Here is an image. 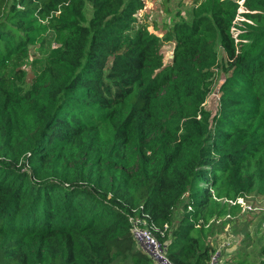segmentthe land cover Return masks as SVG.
I'll use <instances>...</instances> for the list:
<instances>
[{
	"label": "trees",
	"instance_id": "1",
	"mask_svg": "<svg viewBox=\"0 0 264 264\" xmlns=\"http://www.w3.org/2000/svg\"><path fill=\"white\" fill-rule=\"evenodd\" d=\"M194 2L159 36L143 0H0V264H159L131 233L140 206L170 263L207 264V211L264 190V0ZM241 240L223 264H264V244Z\"/></svg>",
	"mask_w": 264,
	"mask_h": 264
},
{
	"label": "rangeland",
	"instance_id": "2",
	"mask_svg": "<svg viewBox=\"0 0 264 264\" xmlns=\"http://www.w3.org/2000/svg\"><path fill=\"white\" fill-rule=\"evenodd\" d=\"M143 3L144 6L136 12V17L139 21H144L148 25L149 29H157L154 32L159 36L161 35V33L159 32V28L161 27V25H170L178 20H190L193 16V8L195 6L194 0H143ZM241 8L244 10L242 6ZM91 14V4L89 2H86L84 7V18L86 20L89 19ZM239 17L242 16L239 15ZM240 22V20L236 21L235 25H240ZM48 36L49 33L47 34V37ZM235 46L238 48L237 45ZM172 47L173 43L171 42H165L162 46L163 62L165 64L171 60ZM44 49H46V47H44ZM215 49L218 54L219 64L214 69L215 73L213 76L211 89L208 92L204 102V107L210 110V112L215 111L218 100L217 89L219 82L223 77V71L220 67V63L223 60L224 52L217 41L215 44ZM49 50H51L50 47ZM31 64V62L26 61L25 64L21 65V68L24 71V75L21 80L16 81V83L14 84L17 89L25 88L26 80L34 70V66ZM187 199L188 197L187 195H185L181 203H179L174 208L171 214V221H173L175 224L181 217L184 209L182 207V202L186 201ZM239 199L242 200H239V202H243V205H250L251 209L247 211L242 209L241 211H235V213H230L228 211L222 215H217L216 211H218L219 208L214 207L207 211L208 220L204 224L205 229L207 230L200 233L204 242H207L208 240L212 241L211 244L214 247L213 252H221L222 264L224 263V259L228 261L236 255H239L237 251L240 247V249H243V251H245L246 243L242 242V240L240 241L245 231L249 232L250 237L254 240L253 243H255L256 241L257 244H255L254 247L264 244V190L256 188L248 193H245L243 196H240ZM208 225L209 227L207 228ZM211 227H213L212 231H210ZM212 234H215L216 236L215 242L212 240ZM260 236L262 237L260 238ZM257 238H259L258 241H260V243L257 242ZM253 249L254 248L251 247L247 249V251H252ZM227 256L228 258H226ZM263 257L264 253L262 258ZM245 258L252 259L249 255V252L248 254H246ZM256 259L261 258L258 257Z\"/></svg>",
	"mask_w": 264,
	"mask_h": 264
},
{
	"label": "built area",
	"instance_id": "3",
	"mask_svg": "<svg viewBox=\"0 0 264 264\" xmlns=\"http://www.w3.org/2000/svg\"><path fill=\"white\" fill-rule=\"evenodd\" d=\"M242 0L239 1L241 3ZM243 11L240 7L238 8V12ZM242 16V15H241ZM247 20L243 16L236 17L233 20V25L231 26V33L234 36V43L239 47V43L241 40L236 37L237 33L240 30L237 28L236 21ZM243 42V41H242ZM238 51V48H236ZM239 198L236 199V202L240 203L243 207V210L251 209L250 205H243V202H239ZM242 201V200H241ZM128 221L131 226V233L136 241V244L140 251L146 253L149 257H151L155 262L159 264H172L168 261L165 255L166 245L167 243H160L156 237L152 233V229L154 228V224L149 220V216L146 212L142 210L140 206L138 211L133 214L128 215ZM222 263V255L220 251H215L207 264H221Z\"/></svg>",
	"mask_w": 264,
	"mask_h": 264
}]
</instances>
